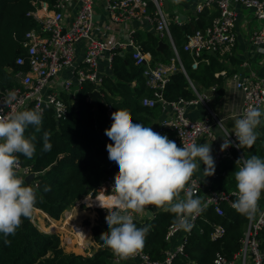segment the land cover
Listing matches in <instances>:
<instances>
[{"label":"trees","instance_id":"1","mask_svg":"<svg viewBox=\"0 0 264 264\" xmlns=\"http://www.w3.org/2000/svg\"><path fill=\"white\" fill-rule=\"evenodd\" d=\"M60 0H0V86L12 88L18 86L15 74L26 72L28 67L18 66L15 61L24 55L22 46L24 34L37 28V23L29 15L34 2H47L50 7ZM153 10L149 4L148 11ZM218 16L216 7L213 10H204L198 15L203 29L211 25ZM190 24L178 26L172 24L171 36L179 55L184 71L177 68L169 76V81L161 91V97L166 103L180 99L192 101L197 95L191 89V81L199 91L209 89L215 85L219 90L223 79L215 78L214 74L226 70L225 63L237 62L234 50L221 54L218 51L203 53L197 69H192L193 62L189 52L183 50L185 36L198 28L192 20ZM136 44L142 52L148 53L151 65L155 63L167 64L174 54L168 46L158 50L159 38L154 34L145 37L134 36ZM207 60V62L203 61ZM225 61V62H224ZM143 66H137L130 54H121L115 51L111 60V75L102 79L100 86L101 98L96 105L88 101L95 86L84 83L78 91L77 101L68 107L67 116L56 120L51 110L44 112L42 126L37 131L32 126L25 131V136L32 139L35 145V154L32 158L19 155L22 166H28L37 173L33 182L27 183L36 191L37 202L35 208L43 211L54 219H59L63 211L86 196L101 182L105 171L114 162L108 159L106 145L112 141L105 135V130L111 127L112 121L107 115L106 106L115 111L126 109L132 114L134 122L151 127L153 120L160 113L161 103L153 108L143 106L144 99H155L154 88L145 84ZM229 74L228 70H226ZM28 109H32L30 106ZM256 131L258 138L251 148L239 147L241 155L232 149L229 156L216 164L215 177L211 188L223 191L230 195L231 202L236 199L237 191L234 172L236 161L239 158H249L252 155L264 158V118ZM48 133L52 145L50 151H44V134ZM118 168V166H117ZM34 183L37 185L34 186ZM50 189V190H46ZM223 215H217L212 208L204 207L195 220V224L185 246L187 258L178 256L173 264H210L214 255L232 258L238 250L240 239L246 229L248 220L236 212L230 204H222ZM97 221L91 228L93 244L91 255L66 253L61 247L60 237L56 233H47L39 230L29 218H23L21 226L15 235L7 237L10 244L6 245L5 237L0 235V264H115L113 253L100 240L102 233L109 230L105 217L106 209L97 208ZM175 215L165 210H153L151 217L134 219L137 227L149 229L142 251L153 261L161 262L172 243L165 240L170 226L174 224ZM215 225L224 228V234L218 240H211L210 235Z\"/></svg>","mask_w":264,"mask_h":264},{"label":"built area","instance_id":"2","mask_svg":"<svg viewBox=\"0 0 264 264\" xmlns=\"http://www.w3.org/2000/svg\"><path fill=\"white\" fill-rule=\"evenodd\" d=\"M71 2L72 0H60L52 7L47 2L33 3L29 15L37 23V28L24 34L22 46L25 53L17 57L15 61L16 65H26L28 69L26 72L19 71L15 74L18 86L12 88H2L0 86V98L4 97L9 91H14L17 95V101L14 102L15 110H27L31 106L32 109L41 111L42 115L46 110H51L54 118L59 121L67 116L68 107L76 103L77 93L84 83H92L95 86L94 91H98L101 96L99 89L102 78L95 71L101 54L109 52L111 64L115 51L123 54L122 50L127 49L135 64L144 67L142 74L145 78V84L156 90V98L144 99L142 101L143 106L153 108L157 103H161L162 106L172 108L170 116L161 119L156 126H151V128L161 135H167L179 147L187 143L197 144L203 136L210 141L213 140L212 128L214 125L218 126L221 120L209 107L208 96H199L195 85L191 81H189L190 87L198 95L196 100L184 101L180 99L176 102L166 103L161 97L160 90L169 81L171 73L176 70V63L184 71L170 32L172 24L185 25L179 15H167L163 9V0H105L104 11L109 24L118 25L147 19L153 23L155 35L159 39L169 41L174 57L167 64L158 62L151 65L150 55L142 52L141 47L136 44L134 33L127 37L126 41L94 35L95 0H76V10L68 24L65 18V9ZM150 3L153 5L151 12L148 11ZM234 4L249 9L257 20L264 22V0H198L194 9L196 15L201 14L204 10L216 7L218 16L213 19L210 26L203 29V32L197 29L185 36L183 50L189 52L192 57V69H197L198 62L204 52L230 53L235 47L234 27L237 17ZM102 27L106 29L104 24H102ZM249 41L257 48L264 46V24L260 29H254L251 32ZM79 44H82L80 61L77 60L79 57L77 46ZM67 69L70 70L73 76L72 79L61 76L62 72ZM232 79L236 88L242 93V104L238 115H242L249 105L257 106L264 111V80L254 74L246 76L241 72L232 74ZM214 90L215 88L211 89L212 92ZM88 101L91 102V97ZM198 103L206 108V117L203 119L189 118L186 115V106ZM12 110V108L0 105V115H6ZM106 110L109 119L112 121L111 114L115 110L109 105L106 106ZM220 128L225 138L230 133L229 139L232 143L223 151H221V145L224 143V139L217 146L214 155L215 166L229 156L232 149L241 155L239 142L235 134L228 131L224 126ZM118 171L119 169L116 168L115 171L105 174L95 189L77 201L71 208H79L82 205L89 207V203L98 201L101 197L100 202L103 203L104 198L111 202L113 195L111 189ZM19 174L24 179L29 174H33L34 178L37 176V173L32 172L30 167L22 166L21 163ZM36 185L34 183V186ZM188 187L192 190L194 198H197L199 192L204 190L203 185L195 177H191ZM205 190L206 193L202 199L204 207L212 208L217 215H223L222 204L232 205L229 194L212 188H205ZM155 208V206H149L147 211H152ZM39 215L42 214L34 207L29 220L36 227L40 225ZM197 216L190 220L192 224L190 230L177 229L175 225L169 227L165 235L166 241L172 242L178 233H182V236L177 244L166 251L161 262L151 260L149 255L142 250L129 259L137 260L138 264H173L178 256L187 258L184 249ZM136 217H139V215L135 216L134 219ZM44 220L47 221L45 225L48 228V233L58 235L62 233L67 237L65 240L63 238V242L65 241L67 245H72V248L76 246L84 249L86 240H82L81 235L77 234L75 236L73 232H68L69 234L66 232L67 218L61 223L59 221L54 222L46 217H44ZM223 234L224 228L215 225L210 238L211 240H218ZM102 247H105V245H102ZM122 261L113 256L115 264H122ZM210 264H264V205L255 218L248 220L246 229L240 239L239 248L232 255V258H227L217 252Z\"/></svg>","mask_w":264,"mask_h":264},{"label":"clouds","instance_id":"3","mask_svg":"<svg viewBox=\"0 0 264 264\" xmlns=\"http://www.w3.org/2000/svg\"><path fill=\"white\" fill-rule=\"evenodd\" d=\"M179 2V0H178ZM17 95L9 91L0 98V105L13 110L0 115V235L7 239L15 235L23 218H30L37 202L36 191L26 186L19 174V155L32 158L35 145L25 136L32 126L37 131L42 126V112L36 109L15 110ZM264 116L257 106L249 105L234 117L231 133L235 134L238 146L251 148L259 133L256 131ZM111 127L105 135L112 141L106 145L108 159L118 166L114 178L110 204L99 206L107 210L105 217L109 230L100 236L105 247L120 260L135 256L145 245L149 229L137 227L134 217L143 215L149 206L163 208L175 215L177 229L190 230V220L203 211L200 198H194L188 187L200 161L207 176L215 172L211 146L207 143H187L182 147L167 135L155 132L151 127L134 122L130 111L123 109L111 114ZM223 127L220 121L219 125ZM224 137L221 151L232 141ZM52 148L48 133L44 134V151ZM19 154V155H18ZM234 172L237 191L232 208L251 220L259 211V201L264 193V158L252 155L239 158ZM50 190V189H46ZM181 193H184L181 198Z\"/></svg>","mask_w":264,"mask_h":264},{"label":"crops","instance_id":"4","mask_svg":"<svg viewBox=\"0 0 264 264\" xmlns=\"http://www.w3.org/2000/svg\"><path fill=\"white\" fill-rule=\"evenodd\" d=\"M198 0H167V8L164 6V0H163V9L167 15L172 16L173 14L179 15L183 21L186 24H192V20L195 22L198 18V15L195 13V5ZM171 2H173L176 5V10H173V12L170 10ZM151 4V3H150ZM104 5L105 0H95L94 4V16H95V30L94 35L96 37H106L107 39L112 40H123L126 41L127 37H129L131 34L134 36H141L145 37L147 34L151 33L155 35L154 32V25L151 21L147 19H143L138 22H129V23H123V24H109L108 23V17L106 16V13L104 11ZM77 2L76 0H72L71 3L66 7L65 9V18L68 22V24L71 21V17L73 16L75 10H76ZM208 10H213L208 9ZM234 10L236 11V24L234 27V33L236 37V47L234 50V55L237 60L235 64H229V62L225 63L226 70H228L229 74H227L226 70H222L220 72H216L214 74L215 78L222 77L223 83L219 90L216 89V86L213 85L209 87V89H200L197 92L199 93V96H208L209 98V107L212 109V111L220 118L223 126L228 130L232 131L233 125H234V117H236L239 113L241 104H242V93L240 90H238L234 84V81L232 79V74L235 72H241L243 75L250 76L251 74H254L255 76L262 78L264 80V46L261 48H257L253 46L250 41L249 37L253 30H251V18L248 15L244 14V8L238 4H234ZM251 12V11H250ZM200 21V20H199ZM102 24L106 26V29L102 27ZM196 26V25H195ZM159 41H162L166 44V47L169 46V41L164 39H159ZM170 47V46H169ZM81 48L82 44H79L77 46V55L79 56L77 58L78 61H80V55H81ZM171 48V47H170ZM164 49V48H163ZM173 51V50H172ZM204 52L206 53H211ZM123 54H130L127 49L122 50ZM174 54V53H173ZM225 54V53H221ZM179 56V55H178ZM109 52H103L100 56L98 66L96 68V73L99 75L100 78L103 79V77L111 75V69H110V60H109ZM174 57V56H173ZM132 59V58H131ZM133 60V59H132ZM180 60V59H179ZM134 61V60H133ZM207 62V60H203ZM225 62V61H224ZM135 63V62H134ZM244 64V65H243ZM243 65V66H242ZM179 66V65H178ZM180 67V66H179ZM183 68V67H182ZM194 70V69H193ZM62 77L72 79V74L70 70H64L62 72ZM196 87V86H195ZM212 88H215L214 92L211 91ZM196 94V93H195ZM197 95V94H196ZM198 97V95H197ZM101 98V97H100ZM172 114V108L170 106H162L160 108V113L156 117L155 120H153L152 126H156L161 119L168 117ZM186 115L191 119H203L206 117L207 112L206 108L201 104H188L186 106ZM264 116L261 117V121L263 120ZM212 136L213 140L210 141L207 137L203 136L198 140V145L207 143L209 146H211L212 150V156L214 158L217 146L223 141L224 134L222 132V129L214 125L212 128ZM199 164L198 169L194 172L192 177L197 178L200 183L203 185L204 190L199 192L198 198L201 200L203 199L206 190L205 188H211L214 174L211 176H207L205 172V166L202 162L197 161ZM183 193H181V198H183ZM264 205V193L261 195V199L259 201V208L260 210L263 208ZM81 206L79 208H69L65 211H63L61 217L59 219H54L48 216L43 211H38L49 220H52L54 222H62L63 218H67L68 223H72L74 220V217L78 215V211L80 210ZM87 211H89L88 207H84ZM157 210H164L163 208H156ZM71 210V211H70ZM259 210V211H260ZM147 212V210H146ZM151 216L153 215V210L150 211ZM42 215H39L40 217V225H38V229L43 232H49L48 228L45 224H47V221L44 220V217ZM65 215V216H64ZM69 215V216H68ZM145 216L146 213L143 215H139V217ZM150 216V217H151ZM90 219H88V222H90V232L86 235L85 240L88 239L89 244H91V247H93L92 241H91V228L93 226L94 220L96 219V215L94 213L90 214ZM59 233V232H58ZM182 233H178L172 240V247L177 244L181 239ZM88 242H85V245ZM67 245V244H66ZM72 245H67L63 247L62 245V239H61V247L66 253H80L83 252L82 247H71ZM67 250V251H66ZM91 252L89 253V256L92 253V249H90ZM83 255V254H81ZM122 264H138L137 260H123Z\"/></svg>","mask_w":264,"mask_h":264},{"label":"rangeland","instance_id":"5","mask_svg":"<svg viewBox=\"0 0 264 264\" xmlns=\"http://www.w3.org/2000/svg\"><path fill=\"white\" fill-rule=\"evenodd\" d=\"M176 8H177L176 5L173 2H171L170 10L169 11L173 12V10H176ZM244 9H245L244 10V14L250 16V18H251V25H250L251 30L260 29L263 26L264 22L257 20L253 16V13L250 12L249 9H246V8H244ZM164 40L166 41V39H164ZM105 204H110V202L105 201ZM84 207L85 206L82 205L81 208H80V210L78 211V215H76L74 217V220L72 221V223L66 222L67 225L65 226V230H66L67 233L68 232H73L75 234V236H77V234L78 235H81V239L82 240L86 238L85 234L87 235L90 232V229H89L90 226H89V224L92 221L91 220V217H90V214L91 213H94L96 215V219L94 220V223H93V225H95L96 224V221H97V212H96V209L97 208H101L99 206V201H95V202L89 203V207H88L89 208V211H87ZM259 210H260V208H259ZM257 215H258V213L256 214V216ZM64 219L65 218H63V220ZM88 219H90V222H88ZM59 236H60V243H61V239H62V244L63 245H66L65 241L63 242V238H64V240H65V238H67L66 235H64L62 233H59ZM86 242H88V243H86V245L84 247L85 249L83 250V252H81V254H83V255H89V253L91 252L90 249L92 248L91 247V244H89L88 239L86 240ZM63 247H65V246H63ZM77 254H80V253H77Z\"/></svg>","mask_w":264,"mask_h":264},{"label":"water","instance_id":"6","mask_svg":"<svg viewBox=\"0 0 264 264\" xmlns=\"http://www.w3.org/2000/svg\"><path fill=\"white\" fill-rule=\"evenodd\" d=\"M164 6H165V8H167V0H164ZM195 25H196V27L201 31V32H203L204 30H203V27H202V25H201V23H200V21H199V19H197L196 21H195ZM192 28L194 27L193 25H190ZM166 47V44L164 43V42H162V41H159L158 42V47H157V49L160 51V50H162L163 48H165ZM100 94H99V92L98 91H94V92H92V94H91V102H92V104L93 105H96L97 104V102H98V100L100 99ZM117 168V165H116V163L114 162L113 163V165L109 168V169H107L106 171H105V174H109V173H111V172H113V171H115V169ZM33 179H34V175L33 174H29V175H27L26 177H25V182H27V183H30V182H32L33 181ZM151 216V212L150 211H147L146 212V217H150ZM136 218H138V217H136Z\"/></svg>","mask_w":264,"mask_h":264},{"label":"bare ground","instance_id":"7","mask_svg":"<svg viewBox=\"0 0 264 264\" xmlns=\"http://www.w3.org/2000/svg\"><path fill=\"white\" fill-rule=\"evenodd\" d=\"M101 198H102V197H101ZM101 198H99L98 201H101V200H102ZM104 201H108V202H110V201H109L108 199H106V198L103 199V203H105ZM110 203H111V202H110Z\"/></svg>","mask_w":264,"mask_h":264}]
</instances>
